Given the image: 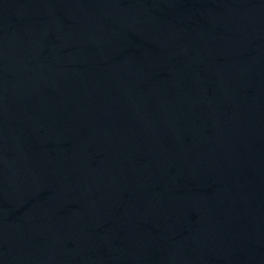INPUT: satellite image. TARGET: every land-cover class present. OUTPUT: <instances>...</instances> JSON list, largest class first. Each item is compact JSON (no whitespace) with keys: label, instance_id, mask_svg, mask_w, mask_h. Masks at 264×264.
Masks as SVG:
<instances>
[{"label":"water","instance_id":"95a60500","mask_svg":"<svg viewBox=\"0 0 264 264\" xmlns=\"http://www.w3.org/2000/svg\"><path fill=\"white\" fill-rule=\"evenodd\" d=\"M0 264H264V0H0Z\"/></svg>","mask_w":264,"mask_h":264}]
</instances>
